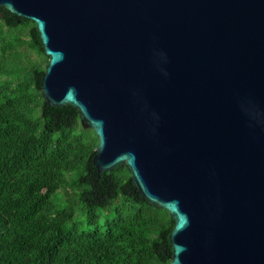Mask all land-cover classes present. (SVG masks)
Segmentation results:
<instances>
[{"label": "water", "instance_id": "obj_1", "mask_svg": "<svg viewBox=\"0 0 264 264\" xmlns=\"http://www.w3.org/2000/svg\"><path fill=\"white\" fill-rule=\"evenodd\" d=\"M70 104L174 220L168 264H264V0H0Z\"/></svg>", "mask_w": 264, "mask_h": 264}, {"label": "trees", "instance_id": "obj_2", "mask_svg": "<svg viewBox=\"0 0 264 264\" xmlns=\"http://www.w3.org/2000/svg\"><path fill=\"white\" fill-rule=\"evenodd\" d=\"M48 62L34 21L0 7V264H168L174 220L125 163L98 175L93 129L42 96Z\"/></svg>", "mask_w": 264, "mask_h": 264}, {"label": "rangeland", "instance_id": "obj_3", "mask_svg": "<svg viewBox=\"0 0 264 264\" xmlns=\"http://www.w3.org/2000/svg\"><path fill=\"white\" fill-rule=\"evenodd\" d=\"M85 216L83 214H81L80 212V208L78 206L75 207V213H74V217H73V221L78 223V226H80L81 228H87V227H93L94 225H86L85 224ZM102 221V217L99 218L98 222ZM70 225V224H68Z\"/></svg>", "mask_w": 264, "mask_h": 264}]
</instances>
